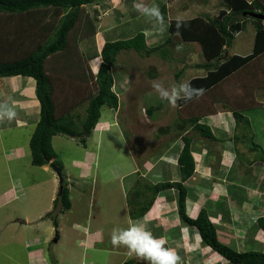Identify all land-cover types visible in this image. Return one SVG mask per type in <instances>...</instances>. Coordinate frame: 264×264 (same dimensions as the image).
<instances>
[{"label":"rangeland","instance_id":"1","mask_svg":"<svg viewBox=\"0 0 264 264\" xmlns=\"http://www.w3.org/2000/svg\"><path fill=\"white\" fill-rule=\"evenodd\" d=\"M153 4L149 6L159 8L161 0ZM94 8V4H90L86 10ZM251 20L253 18L249 17L242 35L236 38L237 47L243 45L245 48L237 50L236 47V51H247L246 47L249 49L251 46L255 31ZM114 32L107 36L94 34L78 41V47L85 52L89 67L93 63L95 69L97 49L100 50L107 37H117V32ZM163 32L157 45L170 37L167 29ZM9 43H13L10 35L2 43L3 47L7 44L9 51L1 52V58L11 59L25 53L23 46L12 48L8 46ZM166 48L169 52L167 57L157 52L143 56L134 50L119 53L112 72L113 88L118 93L120 107L117 110L102 107L101 118L92 134L86 138V146L77 137H53L56 158L62 166L63 183L68 185L72 202L71 209L62 212L59 206V210H56L58 229L51 216L46 214L53 209L60 178L53 171L57 180H51L50 176L54 175L31 163L29 140L39 120V112L31 114L26 126H18L15 119H9L0 109V264H120L131 256L126 246L112 245V232L114 229L127 228L136 220L129 215L131 187L135 186L137 179L144 178L139 172L146 174L149 171L147 168H157L158 164L154 163L160 157V150H157L159 143L167 141L169 136L164 129L174 128L179 117L178 101L173 107L160 99L152 83L158 81L165 87H171L186 82L194 73L190 75L189 71L192 70L187 67L181 73L182 58L186 62L196 63L201 61L202 56L199 49L185 53L174 51L170 46ZM100 62L99 56V65ZM262 63L264 66V61ZM177 73H180L178 77ZM1 79L0 99H6V78ZM10 103L3 104L10 108ZM86 104L82 102L78 107L79 114L85 113ZM160 105L161 111L155 110L151 117L147 114L146 107L157 108ZM258 127L254 123V130H259ZM238 128L245 129L242 126ZM169 134L172 139L173 132ZM131 146L136 147L137 158ZM16 148L20 149L23 157H14ZM166 166L159 165L152 174L164 170V174L171 173L167 172ZM136 168L138 172L132 175ZM150 176L148 178L153 180ZM10 192L15 193V196H11L13 194ZM154 216L150 214L149 218ZM152 227L159 229L158 232L152 229V236L157 239L168 234L164 220L153 221Z\"/></svg>","mask_w":264,"mask_h":264},{"label":"crops","instance_id":"2","mask_svg":"<svg viewBox=\"0 0 264 264\" xmlns=\"http://www.w3.org/2000/svg\"><path fill=\"white\" fill-rule=\"evenodd\" d=\"M186 1L161 0V6L159 8L165 5L167 18L161 19L159 22L149 19L146 21L144 20L145 17L135 11L133 3H139L141 0H97L92 3L95 8L91 11L86 10L90 4L85 5V12L93 19L96 25L95 36L99 34L107 36L109 33H113L114 31L117 32V37H107L105 40L130 38L138 32H143L145 34L147 46L150 48L163 47L162 50H165V57H167L169 53L166 48L167 46L168 48L169 46L173 47L174 51L185 53H190L192 50L199 49L202 55L201 61L192 63L191 61L186 62L184 58H182L181 73L184 72L186 67L192 70L189 71L190 75L194 73L191 77L187 78L185 83H188L195 77H202L207 74V70L203 66L207 61L203 47L199 41H185L179 32L173 31L172 33L168 27L172 22H176L177 20H189L201 15L215 18L219 15L220 10L226 7L224 0ZM156 2L157 0H143V3L147 6L153 3V5H156ZM180 3L182 4L180 5ZM215 5L217 6L215 7ZM21 16L31 17V21L33 22V24L27 28L28 33L29 31L30 33H27L26 37H29L30 34L34 35V31L42 35L49 34L50 31L54 30V26L56 27V23L58 22V17L53 18L50 14L41 15L32 13L29 15L22 14ZM14 17L19 18L20 15ZM239 18L240 20L243 18L244 25L242 29L233 33L234 38L232 44L229 47L224 46V48L227 49L225 50L224 56L228 54L247 55L254 49L256 27L253 20H251L255 28L251 46L249 49L246 47L247 51H236V49L243 50V48H245L243 45L237 47L236 38L242 35L246 21L249 19H245L244 14ZM23 24L24 23L16 24L15 29L19 26H24ZM26 27L28 26L26 25ZM165 29L169 31L170 37L161 45H157L159 37L164 33L163 31ZM116 32L114 33L116 34ZM4 35H7V30H0V36ZM36 36H38V34ZM6 39L7 38H0V41L4 43ZM12 40L13 43H9V47L10 45L12 48L23 46L19 41L13 38ZM3 45L4 44H2V46ZM100 50L98 51L97 49V54H95V59L97 60L95 69H93V63H90L92 72L94 70H96L94 72H97L99 68ZM162 50L157 51L161 56L163 55ZM6 51H9L7 49V44L3 47V52ZM215 60L216 59H214V61ZM223 60L224 59L221 61ZM263 61L264 53L259 55L244 69L227 77L224 81L215 85L213 89H210L207 93L202 95L198 100H195L194 103L198 105V109L192 106L189 110L184 112L180 111L178 113L179 117L177 118V120H179L180 117L182 119H187L190 118L193 113H195L194 115L201 114L202 117L199 123L208 126L214 136L213 138L203 136L190 125L182 132L183 135L189 134L188 136L192 139L191 151L195 160V172L185 182L188 189L186 200L187 212L191 217H196L199 211L205 208L210 215V219L216 224L219 240L239 251L257 250L264 252V230L259 228L256 223L257 219L264 215V162H262L260 158L261 151L256 149L249 141V138L252 136L253 141L264 150ZM179 75L180 73L176 74L177 77ZM4 78H6L4 86L7 87V96L6 99H0V106H4V104L11 102L9 105L10 109L15 113L13 116L15 123L18 126H26L29 124L27 119L32 116L31 114L40 112V102L35 94V80L23 76L2 77V79ZM161 107H159L158 111H161ZM238 108L249 118L250 123L248 130L250 133L246 128V130H239V128H237V122L232 110ZM209 110L212 112H209ZM256 115H258L260 119L254 117ZM254 123L258 124L259 130H254ZM175 126L176 124H174V128L172 129H164V131L166 130L165 133L169 135L167 137L168 140L159 143L157 150H160V157L158 158L159 160L154 163V165L156 163L158 164L156 166L157 168L159 165L166 166L167 164L165 169H167V172L171 171V173L164 174V170L163 172L159 171L152 174L153 170L157 169L152 166L146 169L149 170L146 174L145 172H139L144 179L146 178L153 183L163 180L175 181L180 179L178 157L184 146V141L182 139V134L175 129ZM172 132L173 137L170 139L171 134L169 133ZM205 143L207 145H205ZM14 157L16 159L23 157L20 154V149L16 148ZM41 167L44 171L54 175L50 176L51 180H57V176H55L56 172L54 169L52 170L51 164ZM133 171L132 175L138 172L137 168ZM149 176L153 178V180H150L148 178ZM123 177L126 178L128 176H120V178ZM134 180L135 178L133 181ZM9 194H13L11 195L13 197L15 196V193L10 192ZM176 200L177 193L174 189L160 193L147 214L142 218L133 220L132 224L143 226L152 235V229H157L152 227L153 221L163 222L164 220V224L167 225V230L169 231L167 235L165 234L166 236L163 234L158 239L164 242V247L176 254L178 257L177 264H229L227 259L215 253L209 245L203 243L197 228L182 224L178 215ZM150 214L156 215V217L154 216L150 219ZM156 231L158 232L159 229ZM129 254L132 255L130 251L128 252V255ZM125 259H123L120 264H122Z\"/></svg>","mask_w":264,"mask_h":264},{"label":"trees","instance_id":"3","mask_svg":"<svg viewBox=\"0 0 264 264\" xmlns=\"http://www.w3.org/2000/svg\"><path fill=\"white\" fill-rule=\"evenodd\" d=\"M95 1L97 0H0V30H7V35L0 36V38H8L9 34L26 49L25 53L11 59L0 57V78L23 76L34 79L35 94L40 102L39 120L29 140L33 165L54 164L62 168L56 158L53 137L56 135L77 137L86 146V138L92 134L101 118L102 107L119 109L120 100L113 89L112 69L116 67L117 57L121 51L134 50L143 56H149L163 48L161 46L148 47L143 32H138L130 38L105 40L100 50L99 68L93 74L86 63L85 52L78 47V41L94 36L96 32L93 19L85 12V5ZM224 2L226 8L221 9L215 18L201 15L181 21L179 27L175 24L177 21L172 22L168 27L172 33L173 31L179 32L185 41H199L207 59L203 64L207 74L195 77L188 82L193 88L202 90V94L193 96L191 99L178 100L179 112L189 110L192 106L198 109V105L194 103L195 100H198L227 77L244 69L264 53V19L250 15L252 12L264 14V0H224ZM159 9L162 19H166L165 5ZM32 13L50 14L53 18L58 17L54 30L44 35L34 31V35L30 34L29 37H26L27 28L33 22L31 17H22L21 15ZM243 14L245 19L253 18L256 27L254 49L247 55L228 54L224 56L225 50H227L224 46L229 47L232 44L233 33L242 29L244 25L243 18L242 20L239 18ZM16 15H20V17H14ZM19 23H24V26L15 29L16 24ZM81 32L80 39L78 33ZM2 48L0 43V53L3 52ZM162 52V56L165 57V50L163 49ZM53 56H56L57 59H53ZM214 59L216 60L214 61ZM222 59L224 60L221 61ZM80 88L81 90H79ZM82 102H87L85 113L79 114L77 109ZM159 107L161 105L157 108L149 106L146 107V111L151 116ZM232 111L237 128L242 126L250 133L248 118L239 108ZM209 112L212 111L209 110ZM194 114L187 119L180 117L176 122L175 129L182 134L183 130L190 125L201 135L213 138L210 128L199 123L202 115ZM182 139L184 146L178 157L180 179L163 180L156 183L144 178L137 179L135 186L133 185L129 192L131 195L128 200L129 215L133 219L142 218L151 209L160 193L174 189L177 193V211L181 222L197 228L204 244L209 245L215 253L222 255L229 264H264V252L239 251L221 242L218 238L216 224L210 219L205 208L201 209L196 217H191L188 214L186 205L188 189L185 182L195 172V160L191 151L192 139L183 134ZM249 141L261 151L260 158L264 162V150L253 141L252 136ZM131 150L135 155L137 154L135 146H131ZM59 206H61L60 211L62 212L72 207L70 190L65 182L60 183L53 209L46 214V216H51L57 229L59 224L56 210H59ZM256 223L259 228L264 230V215L260 216ZM122 264H147V262L136 255H131Z\"/></svg>","mask_w":264,"mask_h":264},{"label":"clouds","instance_id":"4","mask_svg":"<svg viewBox=\"0 0 264 264\" xmlns=\"http://www.w3.org/2000/svg\"><path fill=\"white\" fill-rule=\"evenodd\" d=\"M135 11L149 20L161 21L160 9L155 6H147L141 2L133 3ZM181 24L177 20V27ZM152 88L159 98L166 100L169 105L175 107L180 99H191L202 94V90L195 89L190 83L180 82L178 85L165 87L161 82L154 81ZM2 114L9 119L15 113L6 106H0ZM52 165V164H51ZM55 171V170H54ZM111 243L114 247L126 246L131 253L143 258L147 264H177L178 257L170 249L164 247V242L153 237L143 226L130 224L127 228L114 229L111 235Z\"/></svg>","mask_w":264,"mask_h":264},{"label":"water","instance_id":"5","mask_svg":"<svg viewBox=\"0 0 264 264\" xmlns=\"http://www.w3.org/2000/svg\"><path fill=\"white\" fill-rule=\"evenodd\" d=\"M250 15L255 17V18L264 19V14L259 13V12H254V13L252 12V13H250ZM52 168L55 170L57 176H59L60 183L62 184L63 180H64L62 169L59 168L58 166L54 165V164H52ZM61 189H62V186H61Z\"/></svg>","mask_w":264,"mask_h":264}]
</instances>
